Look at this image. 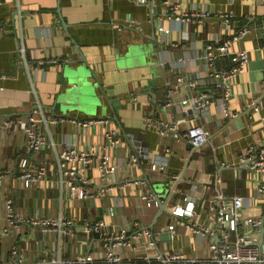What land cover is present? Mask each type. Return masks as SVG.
<instances>
[{
	"label": "crops",
	"instance_id": "crops-1",
	"mask_svg": "<svg viewBox=\"0 0 264 264\" xmlns=\"http://www.w3.org/2000/svg\"><path fill=\"white\" fill-rule=\"evenodd\" d=\"M243 28L249 32L238 36ZM225 40L231 52L250 57L231 82L228 114L216 81L231 54L205 57ZM197 94L209 95L207 110L185 111ZM36 111L48 120L40 124L47 144L38 151L27 147L23 124ZM87 119L108 121L83 126ZM160 122L177 129L160 132ZM195 124L209 133L198 148L183 136ZM112 131L117 145L107 138ZM263 143L264 0H0V263L16 248L26 264H84L86 256L92 261L85 264H105L102 238L84 231L97 221L138 236L120 246L119 264H160L159 255L175 251L192 264H211L223 232L232 244L246 236L263 246L264 172L244 160L251 146L263 158ZM69 147L93 152L95 163L59 161ZM105 153L114 169L103 180ZM217 193L235 199L227 222L209 208ZM249 217L260 228L246 224ZM37 219H71L75 234Z\"/></svg>",
	"mask_w": 264,
	"mask_h": 264
},
{
	"label": "built area",
	"instance_id": "built-area-1",
	"mask_svg": "<svg viewBox=\"0 0 264 264\" xmlns=\"http://www.w3.org/2000/svg\"><path fill=\"white\" fill-rule=\"evenodd\" d=\"M146 1V0H141ZM263 1V0H262ZM176 8V7H175ZM232 14V13H231ZM205 13L193 12L194 17L204 16ZM223 16V15H221ZM229 15H224L227 17ZM249 32L248 28H243L239 31L238 36L245 35ZM231 40H225L223 43L219 44L216 48L207 49V53L205 57L208 61H213L217 57L222 55L231 54L232 57V65L226 70L217 74L216 87L222 91L223 98V113H229V100L232 95V87L231 82L239 73H241L247 63L249 62V53L246 50L234 51L231 52L230 45ZM56 61V60H52ZM176 90L170 89L169 95H172ZM209 95L207 94H197L192 97H189L188 104L186 103L185 111H196V112H204L207 110L209 106ZM171 104L170 99H168L165 103V106H169ZM252 108L258 110V103H252ZM51 123H56L58 120L55 118H49ZM64 118H59V120H63ZM152 117H146V121L149 123L152 121ZM108 120L104 119H87L81 122L83 126H88L93 123L101 122L105 123ZM18 122H22L21 120ZM41 122H48L47 117L44 112L38 114L36 111L34 114L30 115L28 119L23 123L24 129L26 133V142L27 147L30 150L38 151L43 146L47 144L46 138L41 132L40 124ZM12 122H7V125H10ZM157 128L160 132H163L165 129L176 130L177 126L172 125L166 122H160L157 125ZM188 141L196 148L204 146L208 142L209 133L205 129V127L201 124H195L189 127L183 135ZM107 138L113 145H117L120 143L119 137L116 135L114 131L109 132L107 134ZM264 144V143H263ZM254 147L251 146L248 148L245 158V161L252 162L250 164L251 169L256 171L260 170L264 172V157L257 158L255 157ZM57 159L59 161H63L64 163H81L84 165H92L95 163V154L93 152H89L86 150H78L75 147H69L62 151L57 155ZM133 160L137 161V158L133 156ZM98 167L102 172V179L106 180L107 176L114 169L113 166L110 165V156L108 154H104L100 158V163H98ZM76 171V167L73 168ZM41 174L44 173V168L40 171ZM73 173V171H72ZM258 191L261 194H264V185H259ZM235 199L232 201H225L222 194L217 193L214 195L213 199L210 200L209 208L212 212H219V218L221 221L227 222L230 218L229 212L227 213L225 209L231 207L232 202L234 203ZM158 203L157 201H155ZM155 203V204H156ZM220 203H223V206H219ZM191 208L190 212L194 208L193 203H188L187 208ZM186 208V209H187ZM173 214L177 215V217L183 216L184 212L180 210H173ZM35 224L43 225L46 229H54L59 230L60 233L65 235L73 236L75 233L74 229V221L73 220H56V219H37L33 221ZM246 224L252 226L257 230L262 225V221L257 220L253 217H249L245 220ZM175 229L174 224L169 225V230L172 232ZM84 231L88 234H97L99 235L104 243L105 249V264H119L121 258L118 254V249L120 246H132L138 236H134L133 238H126V234L114 229H110L109 225L104 221L97 222H86L84 226ZM201 233L203 235L207 234H215V231L210 230L209 228H201ZM4 233H7V229L4 230ZM145 237L148 238V244L153 246L155 244L152 234L150 231H145ZM224 238L223 241L217 244H213L212 246V254H211V264H264V245H255L251 243V241L246 236H240L237 238L235 243H231L229 241V234L227 232H223ZM172 236V233H171ZM13 257L10 261L0 264H26L22 258H19V250L14 248L12 250ZM160 264H192V261L186 257V255L181 251H175L171 254H161L157 257ZM85 264L87 262H91V256H86L81 259ZM55 264H74V263H63L60 259L52 260ZM46 263L45 260H43ZM194 262V261H193Z\"/></svg>",
	"mask_w": 264,
	"mask_h": 264
},
{
	"label": "water",
	"instance_id": "water-1",
	"mask_svg": "<svg viewBox=\"0 0 264 264\" xmlns=\"http://www.w3.org/2000/svg\"><path fill=\"white\" fill-rule=\"evenodd\" d=\"M161 211H168L166 208V204H161ZM261 232L262 233L264 232V226L262 227ZM162 236H163V239H167V240H169L171 238V235L169 234V232L165 233Z\"/></svg>",
	"mask_w": 264,
	"mask_h": 264
}]
</instances>
